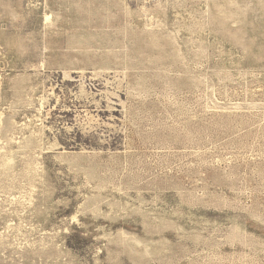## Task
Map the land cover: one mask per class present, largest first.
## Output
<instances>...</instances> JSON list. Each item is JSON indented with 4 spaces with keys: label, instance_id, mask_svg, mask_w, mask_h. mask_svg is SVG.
Returning <instances> with one entry per match:
<instances>
[{
    "label": "rangeland",
    "instance_id": "374dc122",
    "mask_svg": "<svg viewBox=\"0 0 264 264\" xmlns=\"http://www.w3.org/2000/svg\"><path fill=\"white\" fill-rule=\"evenodd\" d=\"M0 264H264V0H0Z\"/></svg>",
    "mask_w": 264,
    "mask_h": 264
}]
</instances>
